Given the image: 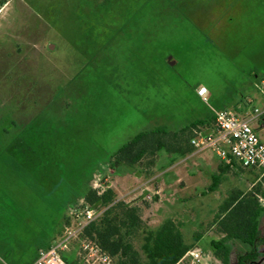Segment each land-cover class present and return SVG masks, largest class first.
<instances>
[{"label":"rangeland","instance_id":"rangeland-1","mask_svg":"<svg viewBox=\"0 0 264 264\" xmlns=\"http://www.w3.org/2000/svg\"><path fill=\"white\" fill-rule=\"evenodd\" d=\"M263 78L264 0H0V264H29L53 246L56 224L94 188L147 203L142 218L151 229L170 216L179 221L202 254L180 264H222L212 246L223 236L212 227L219 199L259 183L264 191L263 171L236 164L216 197L203 202L192 189L168 188L160 202L154 190L164 178L199 175L202 155L224 162L212 151L162 152L149 176L146 166L113 169L112 157L141 132L172 134L207 112L240 111ZM262 123L264 115V141ZM228 245L231 264L250 250Z\"/></svg>","mask_w":264,"mask_h":264},{"label":"trees","instance_id":"trees-1","mask_svg":"<svg viewBox=\"0 0 264 264\" xmlns=\"http://www.w3.org/2000/svg\"><path fill=\"white\" fill-rule=\"evenodd\" d=\"M219 110L228 109L223 107ZM204 118L172 134L164 127L139 133L113 155V169L117 166L132 169L146 166L147 175L152 176L151 168L156 166V160L162 152L174 153L183 158L193 154L195 148L191 144L192 139L203 128L213 129L215 126L214 113L207 112ZM225 166L228 169L237 167L235 163H225ZM225 171L224 168L213 177L214 186L211 190L219 186L221 174ZM262 186L259 183L248 193L232 194L215 217L212 227L223 236L213 241L212 246L216 259L222 264H231L230 241H238L250 249L237 257V264H255L264 256V235L261 233V220L264 217ZM83 200L85 205L103 213L61 253L68 264H88L82 243L97 247L109 255L115 264H180L192 252L193 246L186 243L180 222L167 219L157 229L146 225L142 210L148 207L147 203L140 205L118 200L117 192L112 188L90 189ZM65 221L66 225L71 224L69 217H65ZM199 240L198 234L196 241ZM76 242H79L80 248L71 253ZM38 256L39 253L29 264H34Z\"/></svg>","mask_w":264,"mask_h":264},{"label":"built area","instance_id":"built-area-1","mask_svg":"<svg viewBox=\"0 0 264 264\" xmlns=\"http://www.w3.org/2000/svg\"><path fill=\"white\" fill-rule=\"evenodd\" d=\"M198 94L203 101H207L206 87L200 88ZM263 114L259 109H255L254 114L249 117H242L232 110L215 111L214 128L198 132L191 144L197 153L212 151L225 163L264 171V142L252 125L253 121ZM141 188L132 190L130 195L136 194ZM102 213L103 211L85 205L82 200L69 212L71 224L65 226L62 235L52 247L39 253L34 264H68L61 253L68 249L71 241L77 239L89 224L98 220ZM83 250L86 252L88 264H115L109 255L93 245L85 243ZM190 255L196 262L202 259L199 252H190Z\"/></svg>","mask_w":264,"mask_h":264},{"label":"crops","instance_id":"crops-1","mask_svg":"<svg viewBox=\"0 0 264 264\" xmlns=\"http://www.w3.org/2000/svg\"><path fill=\"white\" fill-rule=\"evenodd\" d=\"M254 88L255 89L259 88V91H257L258 93L255 96L248 98L245 102H243V104H240V105L238 104V109L241 111V113H243L245 115L243 117H249V116L253 115L254 110L259 109V107L256 106L257 104H261V105L264 104V102H263L264 101V92H262V89L264 91V87L261 86V88H262L261 89L259 84L255 82ZM259 110L264 112V110H261V109H259ZM263 115H261V116H263ZM261 116L258 117L257 119H255L252 123V125H253V127L257 133H258L257 128L259 126L258 122H259V119H261ZM261 127H262V129H264V123H262ZM208 129L209 128H203L199 132L207 131ZM261 140H262V138H261ZM200 154H202V153H197L195 151L193 154L187 156V158L195 157V156L200 155ZM200 157L202 160V165L199 166V168H200L199 175H196L195 173H189V174L186 173V176L178 177L174 181H168L165 178L163 179V181L161 182L160 188H157L154 190V194L159 197L160 202L163 200V195H162L163 191L167 190L168 188L174 189V193H178L179 191L180 192L181 191L186 192L187 190L189 191L190 189H192L197 194V198L199 197L200 199H202L203 202H205L208 196L213 195V197H216L217 194H220L222 191L223 185H229L228 182L232 180L231 175L229 173H232V171L235 169V167L228 169L224 164L225 162L217 165L213 161V159L207 155H202ZM224 168L226 171L221 174V183L219 184V186L217 188L211 190V188L214 186L213 185V177L217 176ZM201 173H205L204 174L205 176L209 175L212 179V184L205 183V180H206L205 178H207V177L201 175ZM203 184H204L203 190L199 191L198 187L203 185ZM148 185L149 184H146L145 188L148 189ZM206 188H208L207 191H206ZM208 190H209L210 194H208ZM237 193H238V191H237ZM184 198L187 199V197H184ZM185 199H183V200L185 201ZM227 199L228 198L219 199L220 208ZM82 200L78 201V204ZM188 200H192V199L190 198ZM66 217H69V214H67ZM167 219H173V218L170 216V218H167ZM56 225L57 226L55 228H57V229H55L54 231L59 234V238H60V236H61V234H62V232L66 226L65 218L59 224H56Z\"/></svg>","mask_w":264,"mask_h":264},{"label":"water","instance_id":"water-1","mask_svg":"<svg viewBox=\"0 0 264 264\" xmlns=\"http://www.w3.org/2000/svg\"><path fill=\"white\" fill-rule=\"evenodd\" d=\"M168 61H170V58L168 59ZM170 64L173 66L174 65V62H172V63L170 62Z\"/></svg>","mask_w":264,"mask_h":264}]
</instances>
